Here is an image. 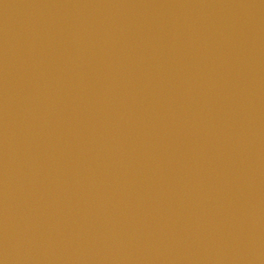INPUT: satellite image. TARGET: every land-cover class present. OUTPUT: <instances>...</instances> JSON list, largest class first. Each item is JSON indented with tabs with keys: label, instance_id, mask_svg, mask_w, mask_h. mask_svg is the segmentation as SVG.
I'll use <instances>...</instances> for the list:
<instances>
[{
	"label": "water",
	"instance_id": "95a60500",
	"mask_svg": "<svg viewBox=\"0 0 264 264\" xmlns=\"http://www.w3.org/2000/svg\"><path fill=\"white\" fill-rule=\"evenodd\" d=\"M2 264H264V0H0Z\"/></svg>",
	"mask_w": 264,
	"mask_h": 264
},
{
	"label": "clouds",
	"instance_id": "9594fccd",
	"mask_svg": "<svg viewBox=\"0 0 264 264\" xmlns=\"http://www.w3.org/2000/svg\"><path fill=\"white\" fill-rule=\"evenodd\" d=\"M0 264H2V262H0Z\"/></svg>",
	"mask_w": 264,
	"mask_h": 264
}]
</instances>
